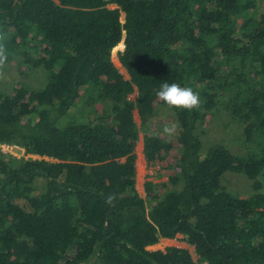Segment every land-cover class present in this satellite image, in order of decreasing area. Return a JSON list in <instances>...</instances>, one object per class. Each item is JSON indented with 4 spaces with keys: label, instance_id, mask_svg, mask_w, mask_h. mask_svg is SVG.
<instances>
[{
    "label": "trees",
    "instance_id": "trees-1",
    "mask_svg": "<svg viewBox=\"0 0 264 264\" xmlns=\"http://www.w3.org/2000/svg\"><path fill=\"white\" fill-rule=\"evenodd\" d=\"M0 32L6 66L40 74L0 89V145L23 150L0 146V264H196L186 248L148 249L178 235L200 263L264 264V0H0ZM165 82L200 107L165 105ZM165 108L174 138L152 125ZM220 108L244 152H201L199 125ZM139 131L165 178L144 197Z\"/></svg>",
    "mask_w": 264,
    "mask_h": 264
},
{
    "label": "rangeland",
    "instance_id": "rangeland-1",
    "mask_svg": "<svg viewBox=\"0 0 264 264\" xmlns=\"http://www.w3.org/2000/svg\"><path fill=\"white\" fill-rule=\"evenodd\" d=\"M121 20L123 21V13L121 14ZM122 48L123 45L120 43L112 50V60L116 65V67L119 69V71L122 73L124 78H128L127 73L120 66L117 60V51L121 50ZM38 77H40V74L38 72H32L29 74V76L20 75L18 73V70L14 62H12L6 66L4 78L0 79V89H3L5 91H10L17 82H28L34 84L36 81L35 78ZM130 97L134 98L135 94H132ZM134 119L137 125H139V118L136 111H134ZM165 124L175 125L178 132V125L174 120L173 112L170 108H165L161 110L158 117L155 119L152 125H154L153 126L154 128H160L161 130ZM238 128H239L238 124H236L232 120V118L229 117L228 113L223 108H220L218 111H216V114L214 116L207 117L203 125H199V132L202 136L201 152L205 153L207 149L216 141L223 142L222 144L225 145L232 152H238V153L244 152L247 149V147L240 139L241 133H239ZM175 136L176 135L170 138H174ZM136 147H137L136 148L137 158L135 163L136 189L139 195L144 197L145 196L144 182L146 180H152L153 182L157 183L161 180H165V178L157 175V171H156L158 169L157 166L154 167L147 166L142 154L141 131H139V140ZM1 150L4 153H10L16 157H20L23 155V150L18 149L16 147L7 148L5 146H2ZM27 156L29 155H26V157ZM231 175L232 176L227 177L226 185L228 189L234 192L235 194L238 192L243 195H249L250 188L249 185L245 182V178L243 177V175L241 174H231ZM224 176L226 177L227 174H225ZM167 246H177V247L186 248L191 254L193 260L196 262V264H204L197 261L198 258L197 255L195 254L194 247L185 243L181 235H178L176 239H169V240L160 239L156 244L148 246V249L163 250Z\"/></svg>",
    "mask_w": 264,
    "mask_h": 264
},
{
    "label": "clouds",
    "instance_id": "clouds-1",
    "mask_svg": "<svg viewBox=\"0 0 264 264\" xmlns=\"http://www.w3.org/2000/svg\"><path fill=\"white\" fill-rule=\"evenodd\" d=\"M8 36L4 32H0V79L4 78L5 67L8 60L7 49ZM125 49H122L123 52ZM157 98L170 108H181L191 111L192 109L199 108L201 100L199 93L194 91L193 88L188 86H181L178 83H163L159 90L156 92ZM162 133L168 137L177 134L175 125L165 124L161 129ZM159 134V133H158ZM112 197H108V203H111Z\"/></svg>",
    "mask_w": 264,
    "mask_h": 264
},
{
    "label": "built area",
    "instance_id": "built-area-1",
    "mask_svg": "<svg viewBox=\"0 0 264 264\" xmlns=\"http://www.w3.org/2000/svg\"><path fill=\"white\" fill-rule=\"evenodd\" d=\"M1 147L2 146H5V147H7V148H9V147H16V146H13V145H6V144H2V145H0ZM16 148H18V147H16Z\"/></svg>",
    "mask_w": 264,
    "mask_h": 264
},
{
    "label": "crops",
    "instance_id": "crops-1",
    "mask_svg": "<svg viewBox=\"0 0 264 264\" xmlns=\"http://www.w3.org/2000/svg\"><path fill=\"white\" fill-rule=\"evenodd\" d=\"M169 240V239H168Z\"/></svg>",
    "mask_w": 264,
    "mask_h": 264
}]
</instances>
